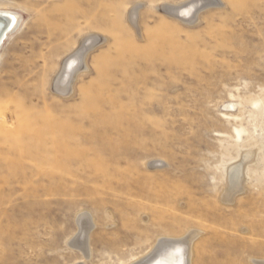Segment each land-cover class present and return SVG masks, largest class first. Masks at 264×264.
Listing matches in <instances>:
<instances>
[{"label":"rangeland","instance_id":"374dc122","mask_svg":"<svg viewBox=\"0 0 264 264\" xmlns=\"http://www.w3.org/2000/svg\"><path fill=\"white\" fill-rule=\"evenodd\" d=\"M191 2L0 0V264H264V0Z\"/></svg>","mask_w":264,"mask_h":264},{"label":"bare ground","instance_id":"6f19581e","mask_svg":"<svg viewBox=\"0 0 264 264\" xmlns=\"http://www.w3.org/2000/svg\"><path fill=\"white\" fill-rule=\"evenodd\" d=\"M198 1L199 2L200 1L201 2H204L205 0H193V2H191L190 4L184 6V7H182L180 9V11L182 10L181 11V14H183V15H186V14L189 15V14H191L192 11H193V9H195V7H196V4L195 3H197ZM216 4H217V2H216ZM193 19H194V17H193ZM20 23H21V19L18 16V14H16L15 12H11V11L0 12V48L2 46L3 41L8 37V35L13 34V32L18 28V26L20 25ZM90 41L91 40H88L86 42H90ZM79 53H80V50L77 53H75L74 55L70 56L64 62V64H63V72H62V75H61L63 79L59 81L61 84L64 83V82L66 84V80H68V78L70 76V73L73 71V66L80 60L81 56H79L80 55ZM238 177H239V169L236 170V173L234 175V178L233 179H229L230 180V185H231L230 187H232L231 190L237 188L240 185V181L241 180ZM91 226H93V225H91ZM85 232H87V231H85ZM88 234H89V232H88ZM88 244H89V242H88ZM186 247H187V244H186V242L184 240H174V239L163 238V239H160L159 240V242L156 244V246L153 248V250L145 258H143L139 262L133 263V264H190V259L191 258H190V255H189ZM87 256L89 257V253H88Z\"/></svg>","mask_w":264,"mask_h":264}]
</instances>
